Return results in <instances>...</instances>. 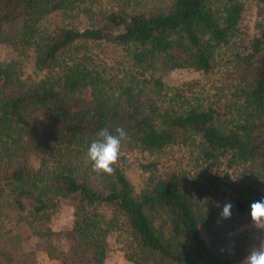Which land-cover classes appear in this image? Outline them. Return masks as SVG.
<instances>
[{"label": "trees", "instance_id": "obj_1", "mask_svg": "<svg viewBox=\"0 0 264 264\" xmlns=\"http://www.w3.org/2000/svg\"><path fill=\"white\" fill-rule=\"evenodd\" d=\"M247 1L0 0V46L39 71L0 59V264H104L115 231L130 264H241L246 235L233 257L219 247L264 196V0L247 51L233 42ZM178 68L206 85L170 87ZM117 127L130 139L114 174L93 172L88 146ZM64 202L72 225L54 230Z\"/></svg>", "mask_w": 264, "mask_h": 264}, {"label": "rangeland", "instance_id": "obj_2", "mask_svg": "<svg viewBox=\"0 0 264 264\" xmlns=\"http://www.w3.org/2000/svg\"><path fill=\"white\" fill-rule=\"evenodd\" d=\"M258 8V4L255 1H247L241 27L238 28L233 37L234 45L241 51H247L249 42L256 31L257 25L261 23L258 18ZM10 57L18 58L22 72L25 75H39V71L34 68V55L30 50L25 54H21L14 47L1 45L0 59H8ZM163 80L167 85L177 89L185 95H189L193 91L202 88L207 83V77L201 71L192 68L173 69L163 76ZM129 158L131 161L126 168V173L135 186H139L143 174L137 165L139 161H144L145 157L139 154H132ZM38 164V160L34 157L28 161V165L31 168H37ZM49 225L54 230L68 231L72 225V206L68 202H64L60 210L53 214ZM203 237L208 239L204 233ZM125 239L126 235L122 231H115L110 235L108 239L106 264H130V262L124 258L122 251ZM27 245L32 249L40 250L42 248V243L35 239L29 241ZM52 261L54 262L47 260V257L42 253L38 256L37 264H55V260Z\"/></svg>", "mask_w": 264, "mask_h": 264}, {"label": "clouds", "instance_id": "obj_3", "mask_svg": "<svg viewBox=\"0 0 264 264\" xmlns=\"http://www.w3.org/2000/svg\"><path fill=\"white\" fill-rule=\"evenodd\" d=\"M98 136L99 138L92 140L88 146L86 159L91 163L93 172L113 175L114 166L120 159L122 144L130 137L121 127H117L114 134L107 128L101 129ZM216 206L220 208L216 220L217 225H220L221 221L233 218L234 205L231 201L224 202L222 206L218 202ZM226 235V242L219 247L221 255L235 256L238 240L246 235L249 243L240 260L241 264H264V196L250 203L247 219L242 223H237Z\"/></svg>", "mask_w": 264, "mask_h": 264}, {"label": "crops", "instance_id": "obj_4", "mask_svg": "<svg viewBox=\"0 0 264 264\" xmlns=\"http://www.w3.org/2000/svg\"><path fill=\"white\" fill-rule=\"evenodd\" d=\"M106 259H107V257L105 258L104 264H106ZM47 260H49V259H47ZM49 261L54 262L52 260H49ZM55 264H59V262L57 260H55Z\"/></svg>", "mask_w": 264, "mask_h": 264}]
</instances>
